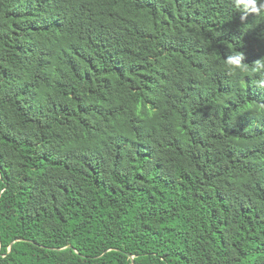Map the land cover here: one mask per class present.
<instances>
[{
    "label": "trees",
    "instance_id": "1",
    "mask_svg": "<svg viewBox=\"0 0 264 264\" xmlns=\"http://www.w3.org/2000/svg\"><path fill=\"white\" fill-rule=\"evenodd\" d=\"M0 264H264V0H0Z\"/></svg>",
    "mask_w": 264,
    "mask_h": 264
}]
</instances>
